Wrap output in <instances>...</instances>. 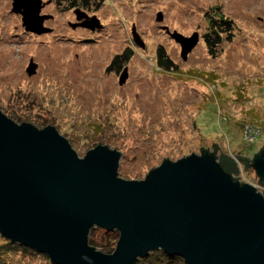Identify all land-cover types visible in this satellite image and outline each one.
<instances>
[{
	"label": "rangeland",
	"instance_id": "rangeland-1",
	"mask_svg": "<svg viewBox=\"0 0 264 264\" xmlns=\"http://www.w3.org/2000/svg\"><path fill=\"white\" fill-rule=\"evenodd\" d=\"M41 1L51 33L26 31L13 0H0V111L16 123L56 128L81 158L98 145L116 149L125 180L214 144L250 165L263 149L264 0H82L89 6L79 11L100 21L94 30L71 27L79 22L67 0ZM215 14L235 30L212 55L204 37ZM195 34L199 44L184 60L174 36ZM159 48L174 71L159 66ZM126 54L130 61L109 71ZM238 164L240 180L264 196L253 167Z\"/></svg>",
	"mask_w": 264,
	"mask_h": 264
},
{
	"label": "water",
	"instance_id": "water-1",
	"mask_svg": "<svg viewBox=\"0 0 264 264\" xmlns=\"http://www.w3.org/2000/svg\"><path fill=\"white\" fill-rule=\"evenodd\" d=\"M42 8L41 0H13L26 31L51 33ZM76 16V26L101 28L95 17ZM174 39L184 60L199 44L197 34ZM128 77L126 68L121 86ZM214 148L125 180L116 149L98 145L81 158L56 128L18 124L0 111V236L52 264H139L156 251L186 264H264V196ZM238 158L264 185V147L252 165ZM95 229L119 233L112 254L90 245Z\"/></svg>",
	"mask_w": 264,
	"mask_h": 264
},
{
	"label": "trees",
	"instance_id": "trees-1",
	"mask_svg": "<svg viewBox=\"0 0 264 264\" xmlns=\"http://www.w3.org/2000/svg\"><path fill=\"white\" fill-rule=\"evenodd\" d=\"M67 2L70 3L71 8L75 9L76 11L86 10L83 5L89 6L88 2H84L82 0H67ZM81 2H83L84 4L82 5ZM208 19H209L208 20L209 29L204 39L206 41V44L208 45L210 53L212 55H217L218 53L215 54L216 50L219 47H221L224 42L231 41V38L233 37V32L235 30V25L233 22L224 19L223 15L215 14V16H210V17L208 16ZM130 59H131V55H127V54L124 56L115 57V59L112 61V64L110 65L109 71L114 70V68H116V70L119 72V70L122 69V66L127 64L130 61ZM157 60L159 62V66L165 71L170 72L176 69V66L169 59L164 48H159V50H157ZM16 120L20 121L19 118H17ZM229 158L235 162L238 168V172H240V167L238 164V161H240V159H237L236 161L231 157ZM252 164L253 162H251V165ZM118 239H119V233L117 231L109 232L106 230L95 229L91 232L89 241H90V245L95 247L100 252L109 254L114 251L115 249L114 247L116 246ZM11 256H14L19 264L24 263L23 258H25L24 259L25 261L37 260L41 258L44 261V264H51L50 260L45 255L39 254L30 248L18 244H13L10 241L4 240L0 237V264H13L9 260ZM139 264H186V263L181 257L177 255L171 256L163 251H156V252H152L147 258L140 260Z\"/></svg>",
	"mask_w": 264,
	"mask_h": 264
},
{
	"label": "flooded vegetation",
	"instance_id": "flooded-vegetation-1",
	"mask_svg": "<svg viewBox=\"0 0 264 264\" xmlns=\"http://www.w3.org/2000/svg\"><path fill=\"white\" fill-rule=\"evenodd\" d=\"M74 11H76V10H74ZM76 13V12H75ZM84 13V12H83ZM87 15V14H86ZM79 22V21H78ZM81 22H83V21H81ZM81 22H79L78 24H80ZM71 27H73V29H76V28H82V27H80V26H76L75 25V27L74 26H71Z\"/></svg>",
	"mask_w": 264,
	"mask_h": 264
}]
</instances>
